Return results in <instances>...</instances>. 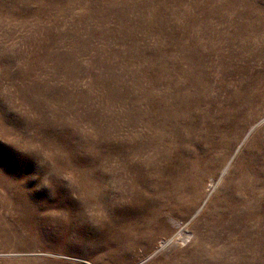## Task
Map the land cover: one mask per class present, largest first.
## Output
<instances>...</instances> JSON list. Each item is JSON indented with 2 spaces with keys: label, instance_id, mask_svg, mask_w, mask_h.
Returning <instances> with one entry per match:
<instances>
[{
  "label": "rangeland",
  "instance_id": "1",
  "mask_svg": "<svg viewBox=\"0 0 264 264\" xmlns=\"http://www.w3.org/2000/svg\"><path fill=\"white\" fill-rule=\"evenodd\" d=\"M0 264H264V0H0Z\"/></svg>",
  "mask_w": 264,
  "mask_h": 264
}]
</instances>
